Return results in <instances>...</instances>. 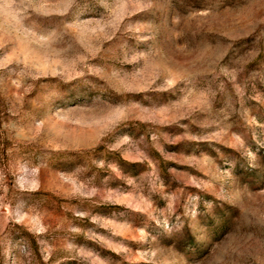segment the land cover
I'll return each mask as SVG.
<instances>
[{"label": "rangeland", "instance_id": "obj_1", "mask_svg": "<svg viewBox=\"0 0 264 264\" xmlns=\"http://www.w3.org/2000/svg\"><path fill=\"white\" fill-rule=\"evenodd\" d=\"M0 264H264V0H0Z\"/></svg>", "mask_w": 264, "mask_h": 264}]
</instances>
